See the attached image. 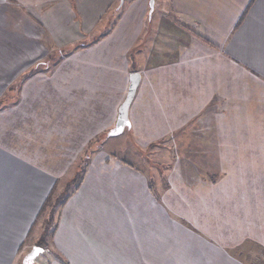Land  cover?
<instances>
[{
    "label": "crops",
    "instance_id": "crops-1",
    "mask_svg": "<svg viewBox=\"0 0 264 264\" xmlns=\"http://www.w3.org/2000/svg\"><path fill=\"white\" fill-rule=\"evenodd\" d=\"M148 2L0 0V264L36 245L48 197L32 264L264 259V0ZM151 144L165 172L139 162Z\"/></svg>",
    "mask_w": 264,
    "mask_h": 264
},
{
    "label": "rangeland",
    "instance_id": "rangeland-1",
    "mask_svg": "<svg viewBox=\"0 0 264 264\" xmlns=\"http://www.w3.org/2000/svg\"><path fill=\"white\" fill-rule=\"evenodd\" d=\"M157 7V6H156ZM156 7H154V8H156ZM118 8H116L115 9V11L117 10ZM111 13V12H110ZM108 16H109V12L108 13H104V15H103V20H102V22H101V24H102V26H100V27H95L94 29H95V31H97V29H99L98 30V33H101V31L102 30H104L105 28H107V23H110V22H112L113 21V19H110V21L109 22H107L106 21V19L108 18ZM149 20V18H147V21ZM110 30V27H108L105 31H104V33H107L108 31ZM103 33V34H104ZM128 130H129V128L128 127H126L122 132H123V134H122V137H121V140L119 141L120 143H122L123 141H125L126 140V142H127V144H129V142L131 141L130 140V135H131V133H128ZM117 135V134H116ZM159 141H162V140H153V142H154V144L155 145H157V143L159 142ZM133 142V141H132ZM132 144H135V143H132ZM152 147V148H151ZM117 147H115L114 149H113V151L117 154V155H119V156H126V154H125V152H122V148H117ZM105 149H107V146L105 147ZM140 163H141V165L143 166V169H150V171H152L153 172V174H155V172H157V171H159L158 170V167H157V165H159V166H161L162 167V169H163V171L165 172L166 171V168H164L165 166H167L168 164H170L169 163V161H168V158H167V156H166V149L165 148H162L161 150H159V147H157L156 148V146H154L153 144H151L150 145V147H148L147 148V150H146V155H144L142 158H141V161H139ZM147 164H150L151 166L149 167ZM74 185V183H72V181H69V182H67V186H66V188H65V195L62 197L63 199H66L67 197H68V195L72 192V189H73V186ZM74 191V190H73ZM61 198V197H60ZM60 198H59V200H60ZM54 213H55V211H54ZM54 215V214H53ZM48 218V217H47ZM46 219V217H42V219L40 220V221H38L37 222V226L35 227V229H39L40 230V228L42 227V225L41 224H44L45 222H44V220ZM54 216H53V221H51V219L48 221V224H46V227H45V229H44V232L45 233H43V234H46L47 235V237L49 236V234L51 233V231H52V228H53V226H54ZM36 231H38V230H36ZM43 234H41L40 235V238H39V240L36 242V244H38L39 242H40V240H42V242L43 243H41V245H43V246H45L46 247V245H45V237H44V235ZM30 238V237H29ZM30 242H32V239L30 240ZM46 242H48V241H46ZM39 245V244H38ZM38 245H35V246H38ZM41 247V246H40ZM31 250V249H30ZM29 250V251H30ZM42 250H43V247H42ZM28 251V252H29ZM27 252V253H28ZM27 253H25V254H23L22 253V256L21 257H18L19 259L21 258V260H19L18 258H17V260H16V262H15V264H21V262H22V260H23V258H24V256L27 254ZM244 256H245V253L243 254ZM38 256V255H37ZM36 256V257H37ZM35 257V258H36ZM242 258H243V260H245V261H247V264H264V259H262L261 258V256H260V254L258 253V252H256V251H254V252H250V253H248V257H243L242 256ZM19 260V261H18ZM18 261V262H17ZM34 262V261H33Z\"/></svg>",
    "mask_w": 264,
    "mask_h": 264
},
{
    "label": "water",
    "instance_id": "water-1",
    "mask_svg": "<svg viewBox=\"0 0 264 264\" xmlns=\"http://www.w3.org/2000/svg\"><path fill=\"white\" fill-rule=\"evenodd\" d=\"M149 8H150V13L153 10L154 6V0H149ZM140 79V75L137 72H133L129 76V85H128V90L126 93V96L123 100V102L120 104L118 108V113H117V118L115 122V126L112 129V134H119L120 132L123 131V129L127 126H129V119H128V109L129 105L134 97L136 88L138 86ZM42 247L40 246H33L31 250L24 256L21 264H32L35 257L40 253H37L35 249Z\"/></svg>",
    "mask_w": 264,
    "mask_h": 264
},
{
    "label": "trees",
    "instance_id": "trees-1",
    "mask_svg": "<svg viewBox=\"0 0 264 264\" xmlns=\"http://www.w3.org/2000/svg\"><path fill=\"white\" fill-rule=\"evenodd\" d=\"M87 158L88 157L86 155V156L82 157L79 161L78 170L76 171L75 177L72 180V183H74V185H73L74 187H73L72 191L75 190L81 183L82 174H83L84 168L87 164ZM63 195H65V191L63 192ZM59 202H60V200L58 201L57 198L53 199V197H48L47 200L45 201V203L42 205L40 211H39L38 217L35 220V224L38 221H40L42 219V217H46V219L44 220V222H45L44 223V229H45L46 224H48V221L50 219H51V221H53V216H54L53 214H54V211H55L57 205L59 204ZM51 233L49 234L48 237L46 234H43L46 241H48V239L51 237ZM46 241L44 242L45 245L47 243ZM41 243H43L42 240H40V242L38 243L39 245L38 244H36V245L41 246V247H45V246L41 245Z\"/></svg>",
    "mask_w": 264,
    "mask_h": 264
},
{
    "label": "snow or ice",
    "instance_id": "snow-or-ice-1",
    "mask_svg": "<svg viewBox=\"0 0 264 264\" xmlns=\"http://www.w3.org/2000/svg\"><path fill=\"white\" fill-rule=\"evenodd\" d=\"M35 251H36L37 253H39V252H42L43 250L40 249V248H37V249H35Z\"/></svg>",
    "mask_w": 264,
    "mask_h": 264
}]
</instances>
